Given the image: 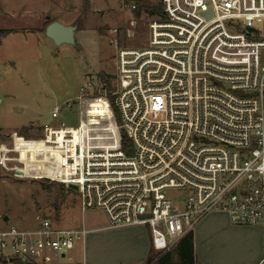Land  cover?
Segmentation results:
<instances>
[{
  "label": "built area",
  "instance_id": "obj_1",
  "mask_svg": "<svg viewBox=\"0 0 264 264\" xmlns=\"http://www.w3.org/2000/svg\"><path fill=\"white\" fill-rule=\"evenodd\" d=\"M159 4L144 47L113 41L116 85L99 88L108 109L103 117L87 112L75 128L44 127L27 164L39 162L42 177L76 186L82 213L101 211L108 229L146 227L161 253L210 214L257 227L264 264V0ZM88 91L91 82L78 102ZM113 108L118 124H109ZM60 111L54 108L51 118ZM94 122L113 130L99 136ZM87 234L83 225L60 228L48 219L26 230L0 224V260L56 264Z\"/></svg>",
  "mask_w": 264,
  "mask_h": 264
},
{
  "label": "rangeland",
  "instance_id": "obj_2",
  "mask_svg": "<svg viewBox=\"0 0 264 264\" xmlns=\"http://www.w3.org/2000/svg\"><path fill=\"white\" fill-rule=\"evenodd\" d=\"M139 1L142 4L138 7L143 3L157 5L160 0ZM132 2L0 0V29L10 32L0 46L1 158L8 156L11 138L16 137L20 129L26 128L27 136L30 134L38 139L44 127L75 128L80 116L84 121L87 109L94 101L90 109L92 117H103L107 106L104 101L96 100L102 85L108 88L116 85L114 79L105 76L115 74L114 39L118 48H141L147 43V27L152 18L142 11L140 17H135L129 9ZM46 21L76 25L75 44L55 46L45 36ZM114 30L115 35L112 34ZM89 82L93 83V91H88V95L78 102L80 89ZM66 102H72L68 110L62 107ZM56 107L61 111L58 118L53 119L51 111ZM113 115L114 122L111 120L109 124H117L116 115ZM102 117L99 120H103ZM91 125L102 128L95 129L99 136L111 132L109 128L105 129L108 125L103 122ZM17 136L24 139L23 135ZM34 142L30 140L31 144ZM22 167L17 168L9 162L0 165V219L6 216L10 224L20 229H30L27 226L35 225L41 219H48L60 228H77L83 224L85 229L94 230L107 225L99 210L82 213L76 191L49 181L35 171L19 177L16 170ZM131 243L132 238L125 232H93L55 263L68 264L67 259L71 256L81 262L86 256L92 264L93 256H98V264H119V256H129ZM9 252L7 249L2 253Z\"/></svg>",
  "mask_w": 264,
  "mask_h": 264
},
{
  "label": "crops",
  "instance_id": "obj_3",
  "mask_svg": "<svg viewBox=\"0 0 264 264\" xmlns=\"http://www.w3.org/2000/svg\"><path fill=\"white\" fill-rule=\"evenodd\" d=\"M40 133H42V131ZM15 136L16 137L11 138V145L7 150L8 156L6 158H13L16 159V161L9 163L15 164L17 168L22 167L23 165L22 169L16 170L19 173V177L34 171L40 173L42 168L41 164L39 162L34 165L27 164V160L31 156L30 140H33V142L38 141L41 134L38 136V139L32 138L30 134L28 136L26 135L28 137H24L26 140L19 138L17 134H15ZM5 217L0 219V224L12 225L9 223V219L4 221ZM36 225L37 224L27 227L33 228ZM97 231H108L111 233L125 232L132 238L131 255L119 256V264H146L151 249H154L151 244L149 231L146 227L142 228L139 226L108 229L106 225L103 228L88 230L86 237ZM191 233H193V254L195 264H258L262 259V231L257 227L232 226L225 215L210 214L206 216L196 225ZM69 259L77 260L74 256H71ZM96 260L98 261V256H93L92 264H98L96 263ZM113 261L115 262L118 260ZM81 262L83 264H90L87 261L86 256H83ZM114 264H117V262Z\"/></svg>",
  "mask_w": 264,
  "mask_h": 264
},
{
  "label": "trees",
  "instance_id": "obj_4",
  "mask_svg": "<svg viewBox=\"0 0 264 264\" xmlns=\"http://www.w3.org/2000/svg\"><path fill=\"white\" fill-rule=\"evenodd\" d=\"M135 3L137 5V8L133 11V13H135V17H140L141 11L149 17H153L155 15L156 16L161 15L160 4L151 5L148 3H143L142 6L138 7V5L142 4L141 1L136 0ZM45 23L47 26L50 22L46 21ZM9 33H10L9 31L0 29V46L2 39L6 37ZM110 101H112L111 98ZM94 103L95 101L92 102L90 104V107L87 109V112L90 117H92L90 113V109L93 107ZM107 110L108 109L106 108L104 112H107ZM113 112L116 115L114 108H113ZM108 128L110 130H113V127L111 125H108ZM26 132L27 129L23 128L20 129V131L17 132V134L19 136L23 135V137L28 138L25 134ZM121 135L123 136L121 139V149L128 153L127 148L129 147V140L125 137L123 133H121ZM16 264H25V263L17 262ZM146 264H195L194 254H193V233H189L185 235L171 251L161 253L152 248L149 257L147 258Z\"/></svg>",
  "mask_w": 264,
  "mask_h": 264
},
{
  "label": "water",
  "instance_id": "obj_5",
  "mask_svg": "<svg viewBox=\"0 0 264 264\" xmlns=\"http://www.w3.org/2000/svg\"><path fill=\"white\" fill-rule=\"evenodd\" d=\"M131 1L135 2L136 0H131ZM76 29H77L76 25H64L59 22L52 21L45 27L44 32H45V36L50 41H52V43L55 46H60L63 44L74 45ZM105 76L110 79H115V75L105 74ZM68 189L72 191H77L76 186L73 185H69ZM7 220L8 218L5 217L4 221Z\"/></svg>",
  "mask_w": 264,
  "mask_h": 264
},
{
  "label": "bare ground",
  "instance_id": "obj_6",
  "mask_svg": "<svg viewBox=\"0 0 264 264\" xmlns=\"http://www.w3.org/2000/svg\"><path fill=\"white\" fill-rule=\"evenodd\" d=\"M98 100H100V99H97L96 101H98ZM101 101H104V100H101ZM105 102V101H104ZM106 104V103H105ZM107 106V105H106Z\"/></svg>",
  "mask_w": 264,
  "mask_h": 264
}]
</instances>
